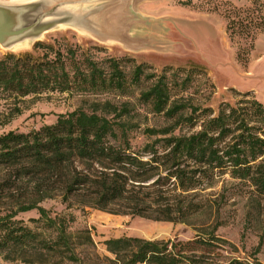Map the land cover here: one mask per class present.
I'll return each instance as SVG.
<instances>
[{"label":"trees","instance_id":"obj_1","mask_svg":"<svg viewBox=\"0 0 264 264\" xmlns=\"http://www.w3.org/2000/svg\"><path fill=\"white\" fill-rule=\"evenodd\" d=\"M106 59V71L90 60L85 70L73 63L70 72L57 48L35 41L29 51L0 55V90L16 97L86 91L127 95L130 86L140 80L141 65L128 78L116 58ZM137 99L151 112L176 115L191 123L198 120V128L189 134L156 137L134 149L127 138L129 125L120 118L130 113L128 102L116 106L103 100L91 102L89 112L75 108L37 129L0 134V166L8 170L0 191L5 183L12 188L26 180L36 196L22 198L15 208L0 214V253L5 258L32 264L28 255L34 253L40 256L38 264L49 263L53 256L75 262L74 247L91 243L84 231L69 232L63 218L51 217L37 205L49 197L52 184L58 185L63 201L80 197L82 204L108 213L172 223H186L211 208L218 214L224 187L212 200L215 206L197 197V190L211 184L214 177L227 174L264 195V105L251 100L247 106L224 105L205 114V108L171 99L162 73L139 90ZM30 209L38 213L30 221L39 230L15 218ZM193 243H177L176 247L168 239L136 236L104 241L113 264H197V258L180 250ZM223 264L248 263L232 258Z\"/></svg>","mask_w":264,"mask_h":264},{"label":"rangeland","instance_id":"obj_2","mask_svg":"<svg viewBox=\"0 0 264 264\" xmlns=\"http://www.w3.org/2000/svg\"><path fill=\"white\" fill-rule=\"evenodd\" d=\"M177 3L190 11L173 27L172 38L177 43L172 49H157L151 54L125 52L68 27L44 33L38 41L57 48L70 72L73 63L85 70L90 60L106 71V58L113 57L128 78L132 69L140 64V80L130 86L127 95L86 91L16 97L0 90V134L9 130L37 129L53 123L57 114L75 108L89 112L91 102L103 100L116 106L128 102L130 113L120 118L129 125L127 138L134 149L156 137L193 132L198 128V120L191 123L192 120L185 121L176 115L168 117L162 112H151L147 104L137 99L139 90L146 88L160 73L165 76L171 99L197 106L199 110L205 108V114L215 113L224 105L247 106L251 100L264 105V0H178ZM206 14L214 16L219 23L214 34L206 29ZM32 44L13 51L0 47V55L29 51ZM149 74L152 77H147ZM165 129L168 131L162 133ZM7 175L8 170L0 166V181ZM6 185L0 191V214L15 208L22 198L36 197L26 180L15 183L13 189ZM222 187L224 195L222 201L218 199L217 202L220 204L218 214L211 208L195 214L186 223H172L108 213L82 204L80 197L63 201L58 185L52 184L49 197L38 201L37 205L45 208L49 216L63 218L69 232L84 231L91 243L74 247L75 262L64 256H53L47 264H113V255L105 249L104 241L119 236L168 239L176 243V247L177 243L195 242L180 250L197 258V264H223L232 258L248 264H264V195L256 193L247 183L224 174L198 189L197 197L212 202ZM212 204L215 206L216 201ZM37 217L36 209L18 212L15 216L26 226L39 230L30 221ZM28 257L32 264L40 260L34 253ZM0 264L25 263L18 258L7 259L0 253Z\"/></svg>","mask_w":264,"mask_h":264},{"label":"water","instance_id":"obj_3","mask_svg":"<svg viewBox=\"0 0 264 264\" xmlns=\"http://www.w3.org/2000/svg\"><path fill=\"white\" fill-rule=\"evenodd\" d=\"M103 2L119 7L121 0H0V47L11 51L17 44L31 45L44 33L61 27L104 44L112 38L103 29Z\"/></svg>","mask_w":264,"mask_h":264},{"label":"crops","instance_id":"obj_4","mask_svg":"<svg viewBox=\"0 0 264 264\" xmlns=\"http://www.w3.org/2000/svg\"><path fill=\"white\" fill-rule=\"evenodd\" d=\"M177 2L121 0L119 7L113 2H103L106 6L101 14L103 29L112 38L104 45L115 46L132 54H151L152 51H162L168 47L172 49L177 43L172 38L173 27L179 25L184 13L190 12ZM205 23L207 31L212 34L215 28L218 29V21L210 14H206Z\"/></svg>","mask_w":264,"mask_h":264},{"label":"bare ground","instance_id":"obj_5","mask_svg":"<svg viewBox=\"0 0 264 264\" xmlns=\"http://www.w3.org/2000/svg\"><path fill=\"white\" fill-rule=\"evenodd\" d=\"M79 33V32H78ZM28 45V43L24 42V43H21V44H17L15 46H12L9 50L13 51L15 49H20V48H24Z\"/></svg>","mask_w":264,"mask_h":264}]
</instances>
